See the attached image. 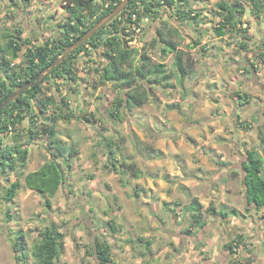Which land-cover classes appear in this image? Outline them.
<instances>
[{"label":"rangeland","instance_id":"374dc122","mask_svg":"<svg viewBox=\"0 0 264 264\" xmlns=\"http://www.w3.org/2000/svg\"><path fill=\"white\" fill-rule=\"evenodd\" d=\"M68 1L0 0V46L7 43V34L31 38L36 45L55 38L67 16ZM219 1L184 3L200 12L199 23L179 21L173 8L161 7L157 17L151 15L136 44L128 47L139 54L145 52L153 63H164L169 79L152 76L161 81L148 83L152 89L147 102L125 109L122 120L110 115L122 95L120 89L112 82L101 83L97 71L108 62L104 47L76 57V81L61 77L48 82L47 94H55L62 110L50 104L42 114L40 101H32L36 126L52 114L63 115L55 125L57 137L78 153L70 159L69 168L59 158L66 170L65 182L52 197L27 188L18 167L8 169V180L0 177V264H16L17 255L21 257L20 251H14L19 234L24 238L26 264H38L33 246L38 231L50 222L59 224V231L65 233L64 249L55 264H98L93 236L111 245L112 257L119 264H208L204 259L219 254L220 241L230 239L233 231L228 224L232 221L234 230H249L244 247L238 248L234 258L264 264V208L246 205L242 183L246 152L256 150L264 158V10L256 17L251 4L241 0L246 11L238 30L221 37L214 31L220 20ZM96 3L103 7L109 1ZM158 29L175 41L191 63L186 77L180 79L174 53L162 54L164 43L158 40ZM21 57L14 60L15 65ZM134 64H140L139 56ZM19 130L26 140L22 125ZM107 140L120 147L118 159L133 161L144 171L139 178H133L129 170L108 167ZM12 141L13 133L7 132L3 143ZM48 143L44 135L25 141L29 148L26 173L52 157L54 150ZM149 146L161 156L151 158ZM17 178L21 187L14 202L6 203L3 189ZM197 203L204 214L203 228L189 226L192 205ZM209 206L216 211L236 208L245 215L243 220L222 219L217 212H209ZM10 208L13 217L8 219ZM218 225L223 228V239L217 234L213 242ZM190 228L191 234H184ZM140 237L150 240L149 250ZM255 242L263 247V257L256 262L250 256ZM203 244L210 248L204 255L197 251ZM258 254L262 256V251Z\"/></svg>","mask_w":264,"mask_h":264},{"label":"trees","instance_id":"16d2710c","mask_svg":"<svg viewBox=\"0 0 264 264\" xmlns=\"http://www.w3.org/2000/svg\"><path fill=\"white\" fill-rule=\"evenodd\" d=\"M106 1H109V3L101 7L97 5L96 0H69L67 16L59 24L58 35L53 39H46L42 44H34L31 38H21L7 34V43L0 46V102L14 89L46 68L56 56L62 53L64 47L74 42L88 28L107 15L121 2V0ZM247 1L251 4V12L256 17H259L264 10V0ZM184 3H187V0H129L122 12L110 20L85 43L77 47L63 61L57 64L49 74L35 85L27 88L16 100L4 107L0 111V177L5 176L8 180V169L15 170L18 167L20 168L18 176L24 177V183L27 188L44 193L48 197L54 196L59 187L65 182L66 170L59 162V158H62L69 168L71 167L70 159L78 152L76 149L69 148L57 137L55 125L60 116L63 117V115L52 114L46 117L48 119L46 122L36 126L34 118L37 116L33 114L32 101L34 99L40 101L39 111L42 114L45 113L44 108L50 104H56L57 109L62 110L64 106L57 102L55 94H47L49 90L48 82L61 77L76 81L78 78L74 66L76 57L81 52L90 55L94 49L104 47L108 62L97 71L100 73L99 79L101 83L112 82L115 87L120 89L122 95L114 103V109L110 110V115L113 118L117 117L122 120L125 109L137 108L147 102L152 89V84L148 85V83H157L161 81L160 79H169V75L165 74L164 63L151 62L148 54L145 52L139 54L137 49L128 47L123 42L125 29L131 21L132 12H137L140 17V8H142L144 12L153 15L155 18L159 14V8H173L179 21L199 23L200 12L192 8H186ZM217 7L220 20L214 27L215 33L222 37L231 30H238V24L242 21L246 11L241 0H221L217 3ZM17 33H21V30L17 29ZM158 40L164 43L163 55L168 52L174 53V63L180 79L186 77L191 72V63L184 57L182 50L177 47L175 41L167 37L159 29ZM198 44V41H194V45ZM21 50H23V57L20 55ZM137 56L140 58V64L135 65L134 60ZM20 57L21 62L15 65L14 60ZM160 75V79H151L152 76ZM64 105H68L67 102H64ZM26 123L30 124V126H27ZM20 125L26 131V140H24V135L19 130ZM7 132L13 133V141L9 145L3 143V136ZM37 135H44L45 138L49 139L48 145L54 151L51 152L52 157L44 161L39 168L26 173L25 167L29 157V148L24 146V143L27 140L30 142ZM136 140L138 151L139 142L137 137ZM105 147L109 154L110 165L108 167H111L110 169L121 172L129 170L133 178H139L143 174L144 171L138 168L133 161L128 162L125 159L120 160L116 157L117 152H120V147H116V142L107 140ZM147 150L148 153H151V158L161 156V152L154 147L149 146ZM242 167V183L244 185L246 205H251L256 210L264 208V177L262 176L264 158L258 155L256 150H248L246 158L242 162ZM232 173L233 176L238 175L236 172ZM20 187L21 183L17 178L3 189V199L6 203L14 202ZM135 194H139L138 190L135 191ZM46 203L47 206L51 205L48 199H46ZM11 210L12 208L7 209L6 215L8 219L13 217ZM208 211L217 212L222 219L236 217L243 220L245 215L236 208H224L216 211L213 206H209ZM245 211H249V207H246ZM107 224L113 232L117 231V227L110 220H108ZM189 226L192 228H203L205 226L204 214L200 211L199 203L192 205V216ZM60 228L59 224L50 222L44 223L38 231V241L33 246V255L38 264H55L58 260L61 251L64 249L62 239L65 234L59 231ZM191 232V228L186 229L184 234H191ZM23 239V235L19 234L15 241L14 251H20L21 253L20 258L19 254L17 255L18 261L16 264H26V258H24L23 254ZM138 240L144 243L146 250H149L150 240L142 237L138 238ZM92 244L98 264H119L112 257L111 245L107 241L98 236H93ZM242 246L244 247V235L237 233L224 244L230 257L218 258V260L227 261L226 264H249V259L236 260L234 258L238 248ZM199 253L204 254L201 251ZM204 261H208V258H205Z\"/></svg>","mask_w":264,"mask_h":264},{"label":"water","instance_id":"95a60500","mask_svg":"<svg viewBox=\"0 0 264 264\" xmlns=\"http://www.w3.org/2000/svg\"><path fill=\"white\" fill-rule=\"evenodd\" d=\"M129 0H121V2L107 15L98 20L95 24H93L90 28H88L81 36H79L74 42L70 45L64 47L61 54L56 56L49 65L35 74L28 81L24 82L21 86L14 89L10 94H8L1 102H0V111L6 107L10 102L16 100L21 94H23L27 88L35 85L39 82L44 76L49 74L51 70L63 61L69 54H71L77 47L85 43L88 39H90L97 31H99L103 26H105L110 20L116 17L120 12H122Z\"/></svg>","mask_w":264,"mask_h":264},{"label":"crops","instance_id":"0c3cea01","mask_svg":"<svg viewBox=\"0 0 264 264\" xmlns=\"http://www.w3.org/2000/svg\"><path fill=\"white\" fill-rule=\"evenodd\" d=\"M228 218H230V217H228ZM227 218V219H228ZM234 219H235V217H233ZM238 219V218H237ZM242 220V219H241ZM226 222H228V221H226ZM234 222L232 221L231 222V224H228L229 226V230H231V231H233L232 232V234L230 235V238H232V237H234L235 236V234H243L244 235V240H246V238L249 236V230H247L246 232L245 231H241V230H234V224H233ZM244 223H246V222H244ZM223 228H221V227H219V225H218V227H216L215 228V235H213V237H212V240H213V242L214 241H216V235L218 234V236L221 238V239H223L222 238V234H223V230H222ZM258 232V236L260 237V238H262V236H263V234H261V231L259 230V229H257L256 230V233ZM253 236H254V234H252ZM258 236H256L255 235V238L256 237H258ZM226 242H228V240H221L220 241V249L218 250L219 251V254H215V255H212V256H210V258H208V264H226V262H222V261H220L221 259H219L218 260V258H224V257H227V258H229L228 256V251H227V249L224 247V244L226 243ZM205 246V245H204ZM253 247H255L254 248V250H251L250 251V253H251V259L253 258V261H255L256 262V260H258L259 258H261V257H263V247L259 244V242H255V246L253 245ZM241 248V247H240ZM208 250H210V248H207L206 246L205 247H201V248H199L197 251L198 252H203L204 254H206V251H208ZM262 251V256H260V254H258V252H261ZM203 254V255H204ZM228 260V259H227ZM254 262V263H255ZM262 264V263H261Z\"/></svg>","mask_w":264,"mask_h":264},{"label":"built area","instance_id":"2783aa9c","mask_svg":"<svg viewBox=\"0 0 264 264\" xmlns=\"http://www.w3.org/2000/svg\"><path fill=\"white\" fill-rule=\"evenodd\" d=\"M139 17L137 12H132L131 21L127 24L124 34V43L128 46L135 45L137 40L140 38L145 28L151 21V15L149 13L144 12L142 8H140Z\"/></svg>","mask_w":264,"mask_h":264}]
</instances>
